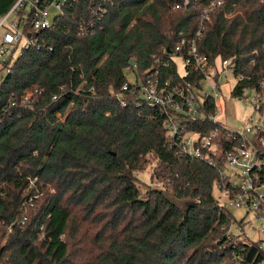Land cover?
Listing matches in <instances>:
<instances>
[{
  "label": "trees",
  "instance_id": "16d2710c",
  "mask_svg": "<svg viewBox=\"0 0 264 264\" xmlns=\"http://www.w3.org/2000/svg\"><path fill=\"white\" fill-rule=\"evenodd\" d=\"M17 1L0 0V18ZM186 1L70 0L15 62L0 85V264H264L259 241L231 233L218 171L122 95L133 61L180 80L175 47L201 23L198 49L246 76L233 97L263 89L264 0H223L209 19L214 0ZM149 155L161 188L143 197Z\"/></svg>",
  "mask_w": 264,
  "mask_h": 264
},
{
  "label": "built area",
  "instance_id": "2783aa9c",
  "mask_svg": "<svg viewBox=\"0 0 264 264\" xmlns=\"http://www.w3.org/2000/svg\"><path fill=\"white\" fill-rule=\"evenodd\" d=\"M69 2L18 0L0 18V73L11 74L13 65L25 50L33 46L39 49L38 33L50 29ZM188 4L187 0L185 5ZM222 5L223 0L212 1L203 11V19H209L211 12ZM51 9L57 12L53 19ZM203 31L201 23L194 38L180 34L181 39L175 47L180 55L175 53L173 56L177 65L176 58L184 61V73L178 66L180 80H163L158 70L143 77L138 73L137 62L133 61L129 69L137 79L126 81L122 95H136L137 107L147 105L159 110L171 148L175 147L182 155L205 162L218 171L220 180L215 184L220 194L218 204L227 210H245L246 215L251 213L261 223L262 240L259 242L264 253V84L262 90H254V99H247L258 116L248 119L241 130H230L220 120L226 112V104L220 98L226 87L232 86L230 94H233L246 76L237 71L233 59L221 56L213 59L198 49ZM162 65L169 66L167 62ZM192 75L199 79H191ZM29 98L27 96L26 101ZM119 98L126 106L125 98ZM193 123H199V128L192 130ZM209 124L214 127L210 131L207 129ZM227 170L232 172L231 176Z\"/></svg>",
  "mask_w": 264,
  "mask_h": 264
},
{
  "label": "rangeland",
  "instance_id": "374dc122",
  "mask_svg": "<svg viewBox=\"0 0 264 264\" xmlns=\"http://www.w3.org/2000/svg\"><path fill=\"white\" fill-rule=\"evenodd\" d=\"M51 19H53L57 12L54 9H51ZM176 61L179 66V70L181 73H184V61L182 58H176ZM125 76L129 82L136 81V74L131 71L129 68L125 70ZM6 77L5 72L0 73V85ZM154 81V78L151 79ZM232 90V86L226 87L224 90L223 96H221L220 100L226 104V112L223 113V116L220 117L225 125L232 131L241 130L248 119L252 116H258L255 109L247 102V99H254L255 92L254 91H246L243 94L242 98L232 97L230 94ZM149 164L144 171L136 172V176L138 178V187L140 189L141 196L145 197V195L151 189H158L159 184L152 178V174L154 172L155 167L157 166V161L153 157V155H149ZM230 176L232 172L227 170ZM161 188V187H160ZM214 196L217 201H220V194L217 188L214 189ZM170 197V196H169ZM233 214L236 222L233 223L230 227L231 233L234 235L248 237L252 241H260L262 240V235L260 234L261 223L250 213L246 215L245 210H237V209H229ZM244 221L243 225L240 227L238 222Z\"/></svg>",
  "mask_w": 264,
  "mask_h": 264
}]
</instances>
